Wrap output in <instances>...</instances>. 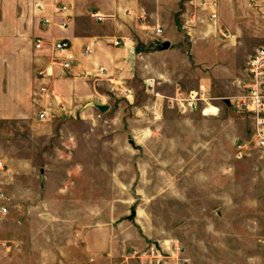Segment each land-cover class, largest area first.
<instances>
[{
	"label": "rangeland",
	"instance_id": "obj_1",
	"mask_svg": "<svg viewBox=\"0 0 264 264\" xmlns=\"http://www.w3.org/2000/svg\"><path fill=\"white\" fill-rule=\"evenodd\" d=\"M204 1L159 0L160 44L138 42L103 97L41 121L39 15L0 0V264H112L158 240L189 264H264V152L234 157L251 119L226 102L264 45V0H215V22ZM200 84L213 114L174 100Z\"/></svg>",
	"mask_w": 264,
	"mask_h": 264
},
{
	"label": "crops",
	"instance_id": "obj_2",
	"mask_svg": "<svg viewBox=\"0 0 264 264\" xmlns=\"http://www.w3.org/2000/svg\"><path fill=\"white\" fill-rule=\"evenodd\" d=\"M57 1L67 6L66 13L71 20L65 27L42 24L37 26V34L43 40V45L38 49L43 51L44 56L38 57V60L40 68L50 74L44 81L48 83L53 94L50 99L40 98L37 88L32 99L37 104L36 110L39 103L50 100L53 109L72 113L81 101H93L97 97H103L99 89L101 80L104 78L117 83L122 79L129 65L128 59L134 54L135 49L142 46V44L138 46V42L151 41L158 46L159 38H164L165 33L168 32L167 27H163L158 22L159 18L162 20V14L159 15V8H157L159 0ZM206 2L210 14L214 12L216 18L215 0H206ZM152 3L154 7L156 6L155 12L146 9L145 5ZM96 11L104 15L103 20L98 21L91 15ZM156 27L161 28V33H156ZM60 39L69 41V49L66 53L71 54L73 58L70 68H62L58 64L61 55L52 50V43ZM117 39L120 43L115 45L113 41ZM85 46L90 48L89 54L84 53ZM99 67H103L104 72L96 76ZM42 81L40 80L39 85ZM10 200L9 197L6 213L10 209ZM19 245V243L14 244L13 248L7 245L6 249L10 252L17 249Z\"/></svg>",
	"mask_w": 264,
	"mask_h": 264
},
{
	"label": "built area",
	"instance_id": "obj_3",
	"mask_svg": "<svg viewBox=\"0 0 264 264\" xmlns=\"http://www.w3.org/2000/svg\"><path fill=\"white\" fill-rule=\"evenodd\" d=\"M207 2H203L205 5ZM32 8L35 14L39 15V20L43 26L55 25L65 27L70 22L71 18L66 13L67 6L55 0L48 2L47 0H33ZM98 21L104 19V15L99 12L91 14ZM211 19H215L214 12L210 14ZM156 33H161V28L156 27ZM113 43L118 45L120 40H114ZM43 45L41 37L36 39V47L40 48ZM69 49V41L57 40L52 43V50L61 55V60L58 64L62 68H70L73 64L71 54L66 53ZM84 53L89 54L90 48L85 46ZM244 75L239 78L236 83L237 92L230 96L227 103H230L234 108L245 112L250 116L251 127L249 130V138L237 139L234 141V157L242 159L247 157L252 150L264 152V45L257 46L246 60ZM104 72L103 67H99L96 71V76ZM43 80L38 87L40 98L52 97V90L48 83L44 81L50 74L46 70L38 72ZM180 93L177 91V94ZM213 97L208 94L204 84H200L198 89L191 90L188 98L174 97L176 103L184 106L195 105L198 101L202 103L204 114H213L217 108L212 104ZM63 110V106L60 107ZM213 109H216L215 111ZM36 118L44 121L50 119L53 115V108L50 100L45 103H39L36 110ZM3 162L0 161V169H3ZM8 195L4 190H0V213L7 212ZM112 264H189V258L186 256L183 246L178 241L163 240L146 242L140 246H132L124 250L117 260Z\"/></svg>",
	"mask_w": 264,
	"mask_h": 264
},
{
	"label": "water",
	"instance_id": "obj_4",
	"mask_svg": "<svg viewBox=\"0 0 264 264\" xmlns=\"http://www.w3.org/2000/svg\"><path fill=\"white\" fill-rule=\"evenodd\" d=\"M163 47L164 48H167L168 47V42H164L163 43ZM226 102H228V100H226ZM100 108H101V110H104V109H106V106L105 105H102V106H100Z\"/></svg>",
	"mask_w": 264,
	"mask_h": 264
}]
</instances>
